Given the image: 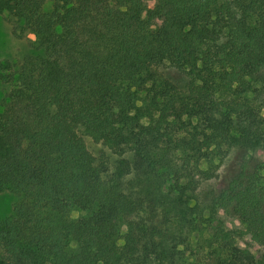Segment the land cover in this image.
Instances as JSON below:
<instances>
[{
	"label": "trees",
	"instance_id": "16d2710c",
	"mask_svg": "<svg viewBox=\"0 0 264 264\" xmlns=\"http://www.w3.org/2000/svg\"><path fill=\"white\" fill-rule=\"evenodd\" d=\"M145 2L0 0L11 34L33 36L0 61V264H206L184 250L215 209L260 246L219 227L211 264H264V162L209 186L231 149L264 154V0Z\"/></svg>",
	"mask_w": 264,
	"mask_h": 264
},
{
	"label": "rangeland",
	"instance_id": "374dc122",
	"mask_svg": "<svg viewBox=\"0 0 264 264\" xmlns=\"http://www.w3.org/2000/svg\"><path fill=\"white\" fill-rule=\"evenodd\" d=\"M146 7H152L154 0H146ZM44 8L48 7V3H44ZM32 34H28L24 38H17L11 34L9 24L4 20L3 15L0 14V61L8 59L12 62L19 61L28 51L29 42L32 41ZM156 74L171 83L178 89L183 90L189 83V78L182 71L169 66L166 63L154 66ZM7 89L5 84L0 83V98L4 91ZM261 114L264 116V106L261 109ZM83 143L87 151L93 156L95 160H103L110 168L116 160L115 154L110 152L105 146L99 142H94L88 136H82ZM124 157L129 158L128 152ZM264 162V154L260 151H248L242 149H231L226 159L222 161L209 186L214 190H220L225 187L230 179L237 175L241 167H244L247 172H251L257 163ZM12 196L2 191L0 192V216L6 215L10 209ZM80 212L73 209L70 212L71 218L79 216ZM203 219L195 225V230L188 235V244L184 250L185 256L188 259L198 258L197 260L204 261L206 264H211L207 255L209 248L207 240L210 235L217 228H221L222 233L226 234L233 242L234 245L241 248H248L252 252H258L259 244L250 238L249 231L245 225L241 223L236 214L229 211L223 212L222 210H213L212 214L207 211L203 214ZM197 254V255H196ZM0 256L3 257L0 251ZM202 257V258H201Z\"/></svg>",
	"mask_w": 264,
	"mask_h": 264
}]
</instances>
